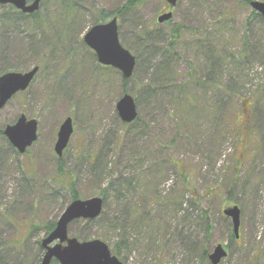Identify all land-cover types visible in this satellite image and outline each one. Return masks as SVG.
<instances>
[{
    "label": "rangeland",
    "instance_id": "374dc122",
    "mask_svg": "<svg viewBox=\"0 0 264 264\" xmlns=\"http://www.w3.org/2000/svg\"><path fill=\"white\" fill-rule=\"evenodd\" d=\"M126 2L44 0L36 18L18 21L3 18L13 14L0 5V68H39L0 112V258L35 264L44 255L39 243L71 203L72 184L81 200L104 195V208L92 225L72 223L69 237L104 242L122 264H211L217 245L228 252L220 264H264V23L241 0H179L169 10L164 0H146L119 20L121 44L136 58L124 80L98 63L84 37L100 11ZM164 11L173 19L158 24ZM174 26L180 37L171 52ZM148 29L163 38L155 49L139 38ZM124 94L137 104L131 124L116 108ZM21 115L39 124L24 155L1 133ZM67 118L75 130L61 163L54 146ZM183 174L193 182L187 194ZM234 206L239 239L223 215ZM202 211L213 225L209 239L196 227Z\"/></svg>",
    "mask_w": 264,
    "mask_h": 264
},
{
    "label": "water",
    "instance_id": "95a60500",
    "mask_svg": "<svg viewBox=\"0 0 264 264\" xmlns=\"http://www.w3.org/2000/svg\"><path fill=\"white\" fill-rule=\"evenodd\" d=\"M41 1L33 0L29 3L27 0H0V5H11L24 14H34L40 9ZM165 1L171 8L176 7L178 3V0ZM249 4L264 19V2L250 1ZM172 18V12L163 14L158 18V23L163 24ZM84 41L95 52L101 65L117 69L124 80L132 78L136 68V58L120 42L117 18L91 28ZM38 71L39 68L35 67L27 73L11 72L0 76V112L17 93L29 88ZM116 108L119 118L125 124L134 122L138 116L135 99L129 94H125L120 99ZM73 133V120L67 118L59 129L54 148L58 157L63 156ZM3 134L18 153L25 154L38 139V122L22 115L15 124L8 125ZM103 206L104 200L100 197L75 200L69 204L59 218L54 231L41 243L45 250L41 264H51L53 261L59 264H122L112 255L110 248L104 242L100 240L80 242L68 235L70 224L78 220H96L102 214ZM223 213L231 219L236 238H239L241 224L239 207L228 208ZM226 257V250L222 245H218L209 256V260L211 264H220Z\"/></svg>",
    "mask_w": 264,
    "mask_h": 264
},
{
    "label": "trees",
    "instance_id": "16d2710c",
    "mask_svg": "<svg viewBox=\"0 0 264 264\" xmlns=\"http://www.w3.org/2000/svg\"><path fill=\"white\" fill-rule=\"evenodd\" d=\"M249 1L250 0H247L246 2H243L242 0H241V5L242 6H246V7H248L249 5ZM146 2V0H127V2H126V4L121 8V9H119V10H117L116 12H114L113 14L111 13V14H108V13H106L105 11H100V13H99V15H98V20H97V22L95 23V24H98V23H101V22H105L106 20H107V18H109V19H111V18H113V17H117L119 20H121L122 18H123V16H124V14L125 13H127V12H129V11H131V10H133V9H135V8H137V7H139V6H141L143 3H145ZM3 8H6V7H3ZM10 15H12V16H4L3 18H9V19H7L8 21H18L19 19H26V18H31V19H34V18H36V16L38 15V13H35V14H33V15H30V16H28V15H24V14H22L21 12H19V11H17L15 8H13V7H11L10 8ZM252 16L253 17H257L258 19H259V21L260 22H263L264 23V20H263V18L260 16V15H258L256 12H252ZM171 22V21H170ZM250 22V21H249ZM159 35V36H158ZM179 37H180V29L177 27V26H174L173 28H172V31H171V37H170V39H171V41L167 44V46H166V49L168 50V51H173L175 48H176V46H177V40L179 39ZM139 38L143 41V43L145 44V45H150V46H152V49H155L154 47L156 46V44H159L160 43V41H162L163 40V38L161 37V35H160V32H158V31H155V32H152L150 29H148V30H145V31H142L141 32V35H139ZM157 41V42H156ZM209 52V51H208ZM209 54H210V52H209ZM244 57V59L246 58V56L244 55L243 56ZM163 61V60H162ZM208 61H209V63L211 64L210 66H211V69H216L217 68V66H218V61H217V59H216V57L214 56V55H209L208 56ZM159 63H161V62H159ZM170 62L167 60L164 64H162L161 66H159V68L157 69V74L156 75H158V74H161V72H162V70H163V68H165V65H166V67H167V69H168V64H169ZM8 70H10L9 68H5V66H4V68H0V75H2V74H4V73H7V71ZM214 89L216 90V89H218V87H214ZM251 107V106H250ZM245 115V114H244ZM236 117H237V121L238 122H240V121H244V118H243V115H242V117L241 118H238L239 117V115H236ZM239 125V124H238ZM237 133H238V131H237ZM248 141H249V139H248ZM11 149H13V148H11ZM14 150V149H13ZM58 161L59 162H61L62 163V161H63V159L61 158V159H58ZM181 177H182V179H183V181H184V185H185V191L183 192V193H186L187 191H188V184L190 185V186H193V182H191L187 177H186V175H181ZM67 190H68V192H70V194H71V202L72 201H75V200H78L79 199V196H78V194L76 193V191L74 190V188H73V185L71 184V185H69L68 186V188H67ZM187 190V191H186ZM189 192V191H188ZM187 192V193H188ZM186 193V194H187ZM102 198H104V195H102ZM193 198H195V194H193ZM192 198V199H193ZM195 204V205H194ZM194 204H193V206L195 207L194 209H198L199 211L200 210H202V208H201V205H200V198L199 199H197V200H195L194 201ZM175 207L177 208V210H176V213H179V211L181 210V208H182V201L179 199V201H177L176 202V205H175ZM101 217V216H100ZM99 217V218H100ZM98 218V219H99ZM177 219V218H176ZM189 219V217H186V219H184L183 220V224H186V221ZM177 220H179V219H177ZM95 221H84V223H86L87 225H92L93 223H94ZM197 225H196V227H200L199 225H201L202 226V228H204V229H206V232L208 233V236H207V238L209 239L210 238V235L212 234V231H213V225L211 224V222H210V220H209V217H208V215H207V213L206 212H204V211H202V215H199L198 217H197V223H196ZM55 226H56V222H54L53 224L51 223V224H48L47 225V227H46V229H45V235H48L49 233H51L54 229H55ZM36 229V226H32L31 227V231L33 230H35ZM183 229L184 230H186L187 229V226H185V227H183ZM184 230H181L180 232H179V234H178V232H177V234L178 235H182V234H184L183 232H184ZM177 235V236H178ZM232 237L233 238H235V235H234V233H232ZM182 239V238H181ZM184 239H187L186 237H184ZM184 239H182V240H184ZM89 240V238H85L83 241H88ZM39 247H40V249H41V251L43 252V249L41 248V243H39ZM192 248L189 250L191 253H193V252H195V251H197V249H198V246H199V244H197V242L196 243H192ZM114 255H116L117 256V254H119V252L118 251H113L112 252ZM203 254H205V253H203ZM42 257H43V255H42ZM42 257L41 258H39V260H37V262L35 263V264H40L41 263V261H42ZM204 257L207 259L208 257H207V254L206 255H204ZM0 264H9V263H7V262H5L4 260H2L1 258H0ZM51 264H59L58 262H56V261H53Z\"/></svg>",
    "mask_w": 264,
    "mask_h": 264
},
{
    "label": "flooded vegetation",
    "instance_id": "af4514ba",
    "mask_svg": "<svg viewBox=\"0 0 264 264\" xmlns=\"http://www.w3.org/2000/svg\"><path fill=\"white\" fill-rule=\"evenodd\" d=\"M164 12H167V11H164Z\"/></svg>",
    "mask_w": 264,
    "mask_h": 264
}]
</instances>
